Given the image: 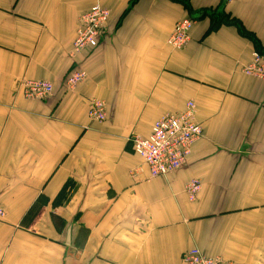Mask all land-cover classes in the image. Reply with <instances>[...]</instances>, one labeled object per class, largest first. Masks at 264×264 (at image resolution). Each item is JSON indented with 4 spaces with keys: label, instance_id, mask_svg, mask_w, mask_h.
<instances>
[{
    "label": "crops",
    "instance_id": "0c3cea01",
    "mask_svg": "<svg viewBox=\"0 0 264 264\" xmlns=\"http://www.w3.org/2000/svg\"><path fill=\"white\" fill-rule=\"evenodd\" d=\"M96 4L108 26L73 58ZM187 18L191 40L174 49ZM258 50L264 0H0V264H182L193 248L264 264V80L243 70ZM30 80L52 96L25 98ZM95 100L104 122L89 118ZM188 102L203 137L152 179L131 139Z\"/></svg>",
    "mask_w": 264,
    "mask_h": 264
},
{
    "label": "built area",
    "instance_id": "2783aa9c",
    "mask_svg": "<svg viewBox=\"0 0 264 264\" xmlns=\"http://www.w3.org/2000/svg\"><path fill=\"white\" fill-rule=\"evenodd\" d=\"M109 19L110 11L99 4L81 16L80 27L73 44V58L99 46ZM194 24L195 20L190 18L177 22L169 38V45L178 50L187 46ZM243 70L248 76L264 80V54L255 51L251 62ZM86 77L87 73L83 69L76 70L66 80L67 90H74ZM22 90L28 100L45 101L52 96L54 86L48 81L30 80L22 84ZM195 110V104L188 102L180 114L162 116L154 124L148 137L134 136L131 139L134 152L142 158L152 179L166 177L187 163L193 145L203 137V129L196 121ZM88 115L93 121L104 122L107 119L105 104L99 100L93 101ZM200 189L201 184L197 180L187 185L186 191L192 201L196 200ZM5 217L6 212L0 207V220H4ZM182 262V264H233L220 257H210L199 248L186 252Z\"/></svg>",
    "mask_w": 264,
    "mask_h": 264
},
{
    "label": "water",
    "instance_id": "95a60500",
    "mask_svg": "<svg viewBox=\"0 0 264 264\" xmlns=\"http://www.w3.org/2000/svg\"><path fill=\"white\" fill-rule=\"evenodd\" d=\"M67 238H68V240H70V231H69V233H68V237H67Z\"/></svg>",
    "mask_w": 264,
    "mask_h": 264
},
{
    "label": "trees",
    "instance_id": "16d2710c",
    "mask_svg": "<svg viewBox=\"0 0 264 264\" xmlns=\"http://www.w3.org/2000/svg\"><path fill=\"white\" fill-rule=\"evenodd\" d=\"M259 52H262V51H260V50H258Z\"/></svg>",
    "mask_w": 264,
    "mask_h": 264
}]
</instances>
